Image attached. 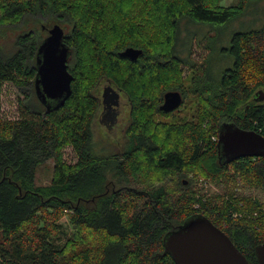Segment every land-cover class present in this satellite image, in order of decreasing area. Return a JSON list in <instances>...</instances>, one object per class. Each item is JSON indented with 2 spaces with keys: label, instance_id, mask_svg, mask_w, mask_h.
<instances>
[{
  "label": "trees",
  "instance_id": "1",
  "mask_svg": "<svg viewBox=\"0 0 264 264\" xmlns=\"http://www.w3.org/2000/svg\"><path fill=\"white\" fill-rule=\"evenodd\" d=\"M259 1L0 0V27L47 11L56 17L48 21L69 25L74 77L69 98L48 108L35 86L42 26L20 34L10 54L0 47V264H177L165 238L196 215L258 264L264 158L225 162L219 137L225 123L264 136V99H256L264 91V16L257 27L242 20L244 27L219 50L207 41L203 64L176 47L183 19L222 29ZM128 47L143 52L131 60L121 55ZM216 51L226 64L210 77ZM184 66L193 71L188 79ZM104 80L130 104L121 154L94 149ZM5 82L26 94L24 118L3 117ZM169 90L194 96L166 112L161 105ZM183 107L192 118L176 114ZM67 146L78 156L74 164L64 158ZM48 160L53 179L37 184L38 166ZM65 213L74 228L68 238L59 223Z\"/></svg>",
  "mask_w": 264,
  "mask_h": 264
},
{
  "label": "water",
  "instance_id": "2",
  "mask_svg": "<svg viewBox=\"0 0 264 264\" xmlns=\"http://www.w3.org/2000/svg\"><path fill=\"white\" fill-rule=\"evenodd\" d=\"M142 52L140 48L128 47L121 55L136 60ZM71 54L72 50L65 42L64 28L57 23L50 28L49 36L39 46L37 56L36 92L48 108L63 104L72 93L74 77L69 69ZM120 97V90L110 82L104 88L102 102L117 108ZM256 99H264L263 90L257 93ZM183 102L180 91L169 90L164 94L161 109L171 112ZM113 116L117 118V110ZM219 147L225 162L246 156L264 157V136L256 130L225 123L219 137ZM164 245L177 264H250L230 236L203 215L191 217L169 233ZM256 254L258 264H264V243L256 247Z\"/></svg>",
  "mask_w": 264,
  "mask_h": 264
},
{
  "label": "rangeland",
  "instance_id": "3",
  "mask_svg": "<svg viewBox=\"0 0 264 264\" xmlns=\"http://www.w3.org/2000/svg\"><path fill=\"white\" fill-rule=\"evenodd\" d=\"M237 2L238 0H222V5L231 6L237 4ZM262 16H264V0H260L256 4H252L243 18L231 22L227 27L222 29H214L209 25L197 24L191 20L183 19L180 23L181 28L176 47L177 52L184 58H189V56H191L190 58L192 59V63L194 62L197 65L203 64L209 56V49L203 46L206 45L207 41L210 42L216 50H219L222 46H228L230 44L232 34L244 27L240 25L242 20L246 21L245 26L248 22H250L251 25L249 26L257 27V25L262 22ZM49 18H54V20H56V17H53V15H51L48 11L40 12L37 16H31L21 24L0 27V47L2 52L4 54H10L13 52L15 50V41L18 36L27 31L30 27L32 29H38L39 26L41 27L44 25L46 28H52L58 23V21H48ZM60 24L67 29L66 22ZM46 28L43 31L38 30L41 35L45 37L48 35V30ZM191 38L193 40L192 44H190ZM218 54L216 51L212 55L213 58L210 60V77L217 76V73L222 66V62L226 64V62L222 60ZM191 73H193L192 69L188 66H184V76L186 79H188ZM109 83L110 82L108 80L102 81V84L99 87L101 97L105 86ZM115 88L120 90L117 87ZM120 92L121 97L117 107L118 120L114 124H111V118L105 117V111L101 106L97 120L94 123V149L99 154H121L126 146L127 141L125 131L130 122V104L127 96L121 90ZM186 96V98H184L185 104H187V102L190 103L194 95L188 93ZM24 99H26V94L21 88L17 87L13 83L5 82L2 86L1 93V111L3 117L6 119L24 118L26 113V110L22 107V101ZM178 113L179 115H186L188 118H192L194 114L184 107L176 114ZM63 153L66 162L74 164L78 161V156L72 146L64 148ZM53 170V160H48L46 163L38 166L35 178L36 183L50 184L53 179ZM185 179L189 180V177H186ZM59 223L62 230L65 232V236L67 238L72 237L74 228L70 215L65 213L60 218Z\"/></svg>",
  "mask_w": 264,
  "mask_h": 264
},
{
  "label": "flooded vegetation",
  "instance_id": "4",
  "mask_svg": "<svg viewBox=\"0 0 264 264\" xmlns=\"http://www.w3.org/2000/svg\"><path fill=\"white\" fill-rule=\"evenodd\" d=\"M63 28H64V35H65V38H66V36H67V33H68V30H69V25L67 26V29L63 26V25H61ZM46 27L44 26V25H42V29L44 30ZM47 30H48V35L47 36H49V30H50V28H46ZM47 36L46 37H44L45 39L47 38ZM44 39V40H45ZM43 40V41H44ZM42 41V42H43ZM182 94V93H181ZM183 95V94H182ZM183 98H184V95H183ZM163 104V103H162ZM102 107H103V110L105 111V117L107 118H111L110 120H111V124H114L117 120H118V118H114V111L115 110H117V108L116 107H114V106H106V105H104L103 104V102H102ZM118 117V116H117ZM105 118V119H106ZM114 118V119H113ZM256 158H264V157H256Z\"/></svg>",
  "mask_w": 264,
  "mask_h": 264
}]
</instances>
